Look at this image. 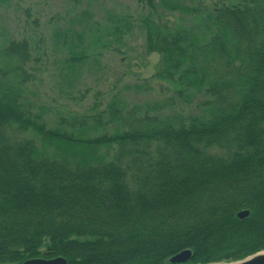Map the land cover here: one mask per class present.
<instances>
[{
  "label": "trees",
  "instance_id": "obj_1",
  "mask_svg": "<svg viewBox=\"0 0 264 264\" xmlns=\"http://www.w3.org/2000/svg\"><path fill=\"white\" fill-rule=\"evenodd\" d=\"M241 5L217 9L232 44L214 49L213 81L200 71L178 81L210 105L206 120L184 124L116 98L91 115L47 119L22 97L26 44L10 42L0 69V263L170 264L189 250L185 264H211L264 249V0ZM202 19L194 36L206 45L217 28ZM179 33L165 38L164 60L191 62L181 48L192 37Z\"/></svg>",
  "mask_w": 264,
  "mask_h": 264
},
{
  "label": "rangeland",
  "instance_id": "obj_2",
  "mask_svg": "<svg viewBox=\"0 0 264 264\" xmlns=\"http://www.w3.org/2000/svg\"><path fill=\"white\" fill-rule=\"evenodd\" d=\"M242 2L4 0L0 3V69L10 63L7 54L11 41L26 44L28 59L24 65L28 79L22 97L45 108L47 119L55 113L91 115L116 98L126 107L136 105L149 117L158 115L175 125L191 120L194 114L206 120L209 116L204 108L209 103L206 107L198 104L205 102L202 95L188 98L186 87L178 81L198 71L208 83L213 81L214 49L221 43L232 44L229 35L223 34L227 21L219 17L217 9L239 7ZM206 15L216 24V40L202 45L196 41L199 34L195 26ZM81 27H87L85 35L72 37L70 31L82 30ZM180 31L192 37V48H181L192 61L183 62L184 56L168 62L163 55L166 46H161L166 44L167 36L172 41ZM68 65L77 69L67 73ZM232 66L244 68L245 63L238 60ZM252 241L247 238L246 243ZM44 246L38 249L41 256L46 251ZM258 254H264V249L230 262L211 264L238 263Z\"/></svg>",
  "mask_w": 264,
  "mask_h": 264
},
{
  "label": "water",
  "instance_id": "obj_3",
  "mask_svg": "<svg viewBox=\"0 0 264 264\" xmlns=\"http://www.w3.org/2000/svg\"><path fill=\"white\" fill-rule=\"evenodd\" d=\"M248 211H242L236 214L238 219H244L248 216ZM191 258V252L189 250L182 251L174 256H172L169 259L170 264H185L187 263ZM22 264H66V261L61 258H55L50 260H44V259H30L27 261H24ZM231 264H264V254H258L254 257H251L249 259H246L242 262L238 263H231Z\"/></svg>",
  "mask_w": 264,
  "mask_h": 264
}]
</instances>
